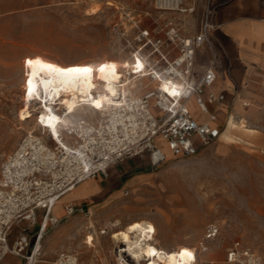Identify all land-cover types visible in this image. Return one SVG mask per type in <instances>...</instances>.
<instances>
[{"label":"rangeland","instance_id":"374dc122","mask_svg":"<svg viewBox=\"0 0 264 264\" xmlns=\"http://www.w3.org/2000/svg\"><path fill=\"white\" fill-rule=\"evenodd\" d=\"M183 1L181 7L187 6L188 1ZM201 11V4L194 12L159 9L155 0H0V172L25 135L32 128L39 130L33 119L19 120L31 102L25 84V63L31 53L63 63L83 61L96 67L112 63L119 68L134 52L142 58L153 52V62L159 57L156 48L166 50L177 42L169 40V33L191 36L199 32ZM144 30L151 39L145 46ZM159 38L162 44L157 43ZM178 54L175 49L170 58ZM134 75V85L142 79L140 93L157 85V80L139 71ZM260 84L264 90V79ZM259 99L240 98L243 109L236 115L242 117L228 130L226 117L236 105L230 106L218 118L222 129L227 126L222 141L202 146L194 155L170 156L156 168L147 156L118 161L117 165L130 168L136 164L138 169L130 173L146 171L150 179L126 186L120 198L91 202L49 223L43 229L35 264H58L62 253L74 255L77 264H126L125 244L115 235L140 219L155 225L157 246L195 247L196 264H229L227 252L235 242L264 256V95ZM189 105L194 113L200 111L197 116L206 118L193 97ZM85 111L90 120H98V112ZM130 173L124 180L134 176ZM73 192L74 188L59 198L51 216L58 218L59 203ZM118 219L122 223L113 225ZM210 224L217 225L219 232L209 241V250L203 251L200 243ZM22 228L30 235L37 231L26 222ZM30 238L32 247L35 238Z\"/></svg>","mask_w":264,"mask_h":264},{"label":"built area","instance_id":"2783aa9c","mask_svg":"<svg viewBox=\"0 0 264 264\" xmlns=\"http://www.w3.org/2000/svg\"><path fill=\"white\" fill-rule=\"evenodd\" d=\"M187 1L188 5L181 7L183 0H155L159 9L183 12H194L201 4L200 30L191 36H183L177 31L169 33V40L177 42L166 50L156 48L159 57L153 63H150L153 52L145 54L144 60L148 61L146 71L142 72L151 81L156 79L157 85L132 100L134 107L130 110L133 114L127 119L124 132H109L106 128L96 135L88 150V165L66 161L65 151L50 139L44 128L34 133L29 131L15 151L7 156L0 172V260L13 253L24 257L28 264L37 251L36 245L45 226H41L37 241L31 247V238L27 234H21L10 242L9 236L15 224L22 219L36 222L37 209H44L48 216L54 202L63 194L86 179L106 173L112 164L129 156H147L151 167L156 168L168 159L164 146L174 156H190L219 138L223 130L221 124L200 121L188 106L193 97L209 120L218 121L219 115L210 106L223 100L224 95L207 90L216 80L214 61L202 75L194 78L196 50L207 45L214 51L213 30L216 24L212 21L213 0ZM141 34L147 39L144 46L151 42L149 31L144 30ZM157 43L162 44L160 38ZM175 49L179 54L170 58ZM160 76L167 77L169 84L177 88V96L163 90ZM51 152L54 156H50ZM73 211V206L68 207V213ZM56 221L52 220V223ZM218 232L219 227L215 224L207 227L200 243L203 251L208 250L209 241ZM226 262L264 264V256L235 242L228 249Z\"/></svg>","mask_w":264,"mask_h":264},{"label":"bare ground","instance_id":"6f19581e","mask_svg":"<svg viewBox=\"0 0 264 264\" xmlns=\"http://www.w3.org/2000/svg\"><path fill=\"white\" fill-rule=\"evenodd\" d=\"M29 60L34 63L32 65L25 63L27 69L25 84L29 88L28 81L29 79L32 80V95L29 96L31 102L29 109L21 111L19 120L28 121L33 119L40 129L44 128L48 131L50 139L65 151L66 161L88 165L90 143L96 139L97 134H101V130L107 128L109 132L125 131L127 119H130L133 114L130 109L134 105L131 102L141 94L140 84L143 83L140 79L138 80L139 85H134L137 81V75H134V73L139 71L141 76H145L146 73L142 71H146L145 66L148 60H144L134 52L131 59L124 58L121 61L119 68L115 65V72L109 67L103 73L99 71L100 66L96 67L83 61L63 63L39 52L31 53L27 61ZM37 60L41 63H35ZM137 62L142 65L139 69H137ZM48 64L61 69L89 67L92 71L87 74L64 75L44 67ZM102 65L111 66L114 64L104 63ZM160 80L162 85L168 84L170 88L177 91L176 87L169 84L167 77L160 76ZM95 101L101 102L100 108L95 107ZM69 108H71V111H69ZM88 109L98 112L96 122L85 115V110ZM190 109L192 110L191 107ZM200 121H208L210 124L219 123V120H209L208 115L206 120ZM239 122L240 119H237L235 115L231 116L228 120V130L236 127ZM33 131H36V129L32 128L30 132L33 133ZM69 138H74V140H69ZM41 147L44 148L45 145L42 144ZM163 149L168 158L170 156L176 157L166 146ZM50 156H54V153L51 152ZM58 202L59 199L52 205L50 214L43 217L45 227L49 222L48 217H52L53 220L57 219V217L51 216V212ZM88 215L90 218L91 213L89 212ZM121 223V220L118 219L113 225ZM149 226H151V231H149ZM154 231L155 225L150 220L140 219L129 223L125 230L115 235L125 244L123 251L129 261L126 264H196L197 253L195 247L180 250L159 247L153 242ZM101 232L106 231L102 230ZM42 234L43 231L40 238ZM39 249L40 243L38 241L37 251L28 264H35L38 261ZM185 251L191 255H182ZM58 264H77V258L74 255L62 253Z\"/></svg>","mask_w":264,"mask_h":264},{"label":"crops","instance_id":"0c3cea01","mask_svg":"<svg viewBox=\"0 0 264 264\" xmlns=\"http://www.w3.org/2000/svg\"><path fill=\"white\" fill-rule=\"evenodd\" d=\"M213 6L212 21L216 24L213 30L214 51L207 45L196 50L195 72L198 78L214 61L216 80L207 90L223 94L224 99L212 104L210 108L220 117L221 114L227 113L230 106L236 105L234 112L226 117L228 121L232 114L242 117L240 114L236 115L243 109L239 102L240 98L259 101V98L264 95L260 84V81L264 79V0H213ZM199 8L200 5L197 10ZM198 112L200 111L196 109L195 113ZM205 117L198 116L200 120H206L207 115ZM226 131L227 126L223 129L218 141L220 139L222 141ZM128 165L112 164L106 173H100L96 177L78 183L74 187V192L59 203L57 219L62 218L70 206H73L75 210H83L91 202L100 203L109 197L110 199L120 198L126 186L137 185L150 179L151 174L146 171L130 173L138 167L136 164L131 168ZM129 173L134 176L124 180ZM44 216L47 217L45 210L37 209L36 222L26 219L17 222L10 233V242L21 234H27L34 236L35 243L43 225ZM48 218V224L52 223V217ZM23 222H26L28 226L36 227L37 231L30 235L25 232V228L20 229ZM24 262H26L24 257L13 253L5 255L0 260V264H24Z\"/></svg>","mask_w":264,"mask_h":264},{"label":"snow or ice","instance_id":"6c2138e0","mask_svg":"<svg viewBox=\"0 0 264 264\" xmlns=\"http://www.w3.org/2000/svg\"><path fill=\"white\" fill-rule=\"evenodd\" d=\"M27 63L29 65H32L34 62L32 60H29V61H27ZM35 63H41V62L39 60H37ZM44 67H46V68H48L54 72H58V73H61L64 75H67V74H87V73H90L92 71V69L89 67H83V68L76 67V68L61 69V68H57L56 66L50 65V64L44 65ZM109 67L112 69L113 72H115V65H111V66L110 65H101L99 68V71L101 73H103ZM140 67H142V65H140L139 62H137V69H139ZM33 75H35V73H33ZM28 84H29L28 94H29V96H31L32 95V87H31L32 80L31 79H29ZM163 90L171 96H177L179 94L174 88H170L168 84L163 85ZM113 95H115V93H113ZM94 103H95L96 108L101 107L100 101H95ZM69 111H71V108H69ZM41 119L43 120V118H41ZM50 125H51V121H50ZM136 227H138V226H136ZM149 231H151V226H149ZM185 254L191 255L190 253H187L186 251L184 253H182V255H185Z\"/></svg>","mask_w":264,"mask_h":264}]
</instances>
